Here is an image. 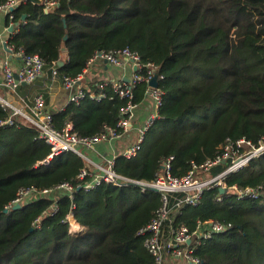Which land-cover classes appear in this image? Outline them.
<instances>
[{"label":"trees","instance_id":"trees-1","mask_svg":"<svg viewBox=\"0 0 264 264\" xmlns=\"http://www.w3.org/2000/svg\"><path fill=\"white\" fill-rule=\"evenodd\" d=\"M42 5L43 0H27L14 9L16 31L8 42L38 55L50 73L66 33L59 80L82 74L96 52L120 49L138 54L162 76L156 81L164 91L159 118L134 157L115 158L118 173L151 181L173 156L171 174L181 177L191 162L213 159L227 139L257 144L264 138V0H58L50 13ZM146 89L137 85L132 102L141 104ZM104 90L109 100L86 99L52 114L55 127L71 123L81 137H93L116 126L127 100L109 86ZM5 117L0 109V119ZM49 152L27 124L0 130V264H153L137 232L159 206L156 192L102 185L90 192L76 188L70 200L52 191L4 212L20 187L77 184L85 163L71 152L54 157L49 167L33 168ZM226 184L257 190L259 197L217 201L220 193L210 187L197 206L182 209L177 225L193 228L207 219L231 224L194 249L199 264H264V154L228 175ZM55 199L57 213L33 228ZM69 213L82 232L69 233Z\"/></svg>","mask_w":264,"mask_h":264},{"label":"built area","instance_id":"built-area-1","mask_svg":"<svg viewBox=\"0 0 264 264\" xmlns=\"http://www.w3.org/2000/svg\"><path fill=\"white\" fill-rule=\"evenodd\" d=\"M26 1L6 0L0 4V12L4 13L9 20L6 26L9 31L8 39L16 31V26L12 21V12ZM57 6L58 0H43L44 13L52 12ZM8 39L3 46L5 58L1 63L3 75L1 85L16 99L12 101L0 97V109L6 113V117L0 119V130L21 124H27L35 130L37 139L50 149L49 154L34 165L33 168L35 169L49 167L54 157L68 152L81 157L85 164L76 175V185L71 182H64L54 188L43 190H38L34 186L20 187L15 198L5 207V210L12 209L15 205L22 206L29 203L33 198L46 196L52 191L64 192L72 200L76 188L84 192H90L99 186L109 185L115 188H137L141 194H147L150 191L156 192L159 195V206L152 219L137 232V236L142 239L144 249L152 257L153 264H199L200 259L194 255V249L205 246L215 236L228 231L231 224L207 219L197 221L193 228L182 224L177 225L179 217L182 215V209L197 206L204 191L210 187L218 189L220 197L217 198V201H221L225 197H234L239 201L255 200L259 197V192L251 188L228 187L226 177L236 173L239 169L247 166L251 160L264 154V138L258 140L257 144L245 138L227 139L213 159L202 164L191 162L190 169L181 177H174L171 174L173 156H169L165 160L161 171L151 181L129 178L115 170L114 165L117 156L120 155L130 159L140 150L145 133L152 123L159 118L158 111L164 96V91L157 87V82L156 87L150 86V81L154 77L156 81L162 78V76L157 77L156 66L151 63H141L138 54L129 49L96 52L88 61L87 66L100 60L115 67H122L125 63H128L133 70V74L128 81H104L95 85L97 91H86L78 85L82 80V74L76 78L64 77L59 80L57 78L59 66L57 63L51 66V83L59 80L65 89L76 87V90L69 95L67 104L79 105L86 99L94 102L109 100L110 97L104 90L107 86L119 98L127 100V105L121 110V116L116 126L105 127L101 134L93 137H81L73 131L71 123H67L62 129L55 127L53 115L47 109L46 98L43 94L34 96L31 101L23 97H17L20 86L32 85L48 70L45 69L44 60L38 55H28L22 49H15L8 42ZM11 57H15L20 61V66L16 70H13L8 62ZM139 84L147 85L144 99L150 101L153 110L145 122L137 128L135 140L132 139V144L125 148L121 154L112 155L99 163L91 161L82 154L83 148L93 149L95 145L103 142L121 140L130 132L135 121V109L138 107V104L133 103L132 99L134 90ZM220 164H227V166L221 172L209 175L211 169ZM220 190H223V193ZM57 211L58 204L57 199H55L34 220L32 227L38 229L44 218L55 215ZM64 221L68 225L69 233L83 231V227L74 220L71 213L66 215Z\"/></svg>","mask_w":264,"mask_h":264},{"label":"crops","instance_id":"crops-1","mask_svg":"<svg viewBox=\"0 0 264 264\" xmlns=\"http://www.w3.org/2000/svg\"><path fill=\"white\" fill-rule=\"evenodd\" d=\"M6 22L5 14L0 12V97L6 100L15 101L16 97L11 95L1 85L3 80L1 63L5 58L3 46L4 42L8 39L9 34V31L6 29ZM65 53L60 52L59 59L62 61L66 58ZM8 62L13 70H16L20 66V61L15 57H11ZM132 74L133 70L128 63H125L122 67H115L104 61L97 60L86 67L82 73V80L78 85L86 91H93L94 88H96L95 85L100 84L101 82H126L131 78ZM75 90L76 87L73 89H65L59 80L51 83V75L46 71V73H44V75L32 85L20 86L17 97H23L28 101H31L34 96L43 94L46 98L48 111L54 114L67 105L69 95ZM152 110L150 101L148 99L144 100L135 109L134 125L124 138L118 141L114 140L97 144L93 149L83 148L82 154L91 161L97 163L103 162L112 155L121 154L125 148L132 144V139L135 140L137 128L145 122Z\"/></svg>","mask_w":264,"mask_h":264},{"label":"water","instance_id":"water-1","mask_svg":"<svg viewBox=\"0 0 264 264\" xmlns=\"http://www.w3.org/2000/svg\"><path fill=\"white\" fill-rule=\"evenodd\" d=\"M22 19H24V16L22 17ZM66 40H67V34L65 33V35L63 36V38L61 39V42H60L59 52L65 53L67 51L66 47H65V41ZM56 63H57V65L59 67H61L63 65V61L61 59H59ZM150 86L156 87V79H155V77L150 81ZM220 192L223 193V190H220ZM19 208H21L20 205H15V206H13L12 209L16 210V209H19ZM4 212H7V210H4Z\"/></svg>","mask_w":264,"mask_h":264}]
</instances>
